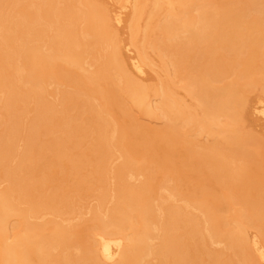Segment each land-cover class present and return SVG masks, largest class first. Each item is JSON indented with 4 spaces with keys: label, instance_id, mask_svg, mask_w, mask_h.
Wrapping results in <instances>:
<instances>
[{
    "label": "bare ground",
    "instance_id": "6f19581e",
    "mask_svg": "<svg viewBox=\"0 0 264 264\" xmlns=\"http://www.w3.org/2000/svg\"><path fill=\"white\" fill-rule=\"evenodd\" d=\"M122 2L109 13L98 0H0V264H261L264 185L239 120L243 80L260 74L264 90V0ZM128 8L133 69L112 24ZM149 48L168 77L155 90L138 77ZM130 101L163 127L139 125ZM256 112L264 118V97ZM174 150L179 160L145 164ZM174 171L188 175L185 190ZM89 190L90 218L44 220L72 216L69 202ZM231 202L241 209L230 213Z\"/></svg>",
    "mask_w": 264,
    "mask_h": 264
},
{
    "label": "rangeland",
    "instance_id": "374dc122",
    "mask_svg": "<svg viewBox=\"0 0 264 264\" xmlns=\"http://www.w3.org/2000/svg\"><path fill=\"white\" fill-rule=\"evenodd\" d=\"M98 1L101 2L104 5V8H107V11L109 13L113 12V11L114 12L119 11L121 6L123 4H125L124 2H122V0H119V1L118 0H98ZM130 5L132 6L131 3H130ZM108 8H109V10H108ZM131 8H128L127 10H125V12L123 11L124 13L122 12V14H123V17H122L123 19L122 20L123 21L121 20L122 21L121 25L118 24L120 22H117V20L115 18H113V19L116 20L115 24H114V20L112 21V24H113L114 30H115V32L117 34L118 40L124 41V42H121V44L123 43L122 44L123 45L122 50L124 49L122 51V55H123V57H124V59L126 61L125 62L126 66L128 68H130V69L132 68V65H131L132 62L131 63L129 62L131 60H129L128 58H130L131 56L128 57V55L130 54L132 56H134V55L137 56V54H136L137 53V51H136L137 47H134L135 45L131 44V41H128L131 38L130 37V35H131L130 31L131 30L129 29L130 28L129 19L131 17V13H132V9ZM145 17H146V15L144 14L143 19L140 21V24H141L140 26L141 27L146 21ZM116 23H117V25H116ZM141 34H142V30L139 31V37H141ZM119 37L121 39H119ZM126 42H130L129 44L133 45V48L131 47V49H132L131 53L132 54L129 53L128 51H126V52L129 53L128 55H126V53L124 52L125 49H126L125 45L128 44ZM148 53L150 55L151 60H150V62L148 64L145 65V71H146L145 74L139 75L138 77L141 78L153 90H155V89L159 88L161 82H167L168 81V77L165 74V72L159 67V65H158V55L154 52V50L149 48ZM260 76H261L260 74H254L251 78L243 80V84H244L243 86L245 88L244 95H245L246 101H248V103L246 102V106H245L246 110L244 108L243 109L244 110L243 113L241 111V113L243 114V118L241 117L242 116L241 115L240 116V120H239V125H240L242 133L250 134L251 136L255 137V139L253 140L251 145H249V147H252V149L255 150V152H254L255 153V160H256V163H257L258 170H259L257 175L261 179H263V182L259 183L260 185L263 183L262 184V186H263L264 185V118H262L261 115L258 114V112L255 113L256 103L259 101L260 97L261 98L264 97V90L262 89V84L259 81L260 80ZM55 88H56L55 84L52 87L49 86V89L51 90V92ZM174 89L180 96L185 98L187 100V102H189V101L192 102V98L187 96L188 94L186 93V91H184V89L180 88L179 84H177V83L174 84ZM48 97H49L50 100L56 101V95H55L54 92H52V94L48 95ZM248 104H250V105H248ZM247 105H248V107H247ZM128 107H129V110L131 111L130 113L134 116V120L137 123H139V125L140 124L141 125L144 124L146 127L148 126V127L153 128V129H158V128H162L163 127L162 126L163 125L162 119L154 117V116H149V115L143 114L141 111H139L137 106L132 101L128 102ZM29 115H28V117H29ZM25 116H26V114H25ZM20 133L22 135L23 134V130ZM197 139L200 142L199 144H205L207 142H211V138L207 137V136H204V135L199 136ZM21 140H22V142H21ZM21 140L17 137V141L16 142L19 143L18 146H22L24 144L23 137L21 138ZM115 155H114L115 159L113 158V160H114L113 163L117 164V163L120 162L119 160H121L119 151H117V152L115 151ZM178 156H180L179 152L177 150H174V151H171V154L169 153L168 155L166 154V155H163V156H160V155L159 156H156V155L155 156H150L148 159H150L152 162L151 161L149 162L148 159H147L145 164L146 165H150L151 163H153V160L160 161V160L166 159L168 157L171 158V159H174V160H179ZM115 164L111 163L109 168H111V165H115ZM153 164L156 165V163H153ZM88 168H89V165L86 166L85 168H83L82 171L84 170L86 172V171H88ZM168 168L170 169V167H168ZM168 168H165L164 171H168L169 170ZM162 173L163 172H159V174H156V175H158V177L156 176L157 178H154L153 181H154V184H155V187H156L157 191L162 193L165 196H168V193L166 191L162 190V188L160 186V182H161L160 178L165 174V172H164V174H162ZM169 175H174V177H176L175 179L177 180V182L182 185L181 187H183V190L186 189L185 186H184L185 182L183 183L182 181L190 180L188 175H185V174H180L179 175V174L176 173V171L169 172ZM54 176L55 175H53V177L50 179L49 184H55L56 183V180H55ZM132 177L133 176L129 177L130 178L129 179L130 182H132V183L136 182V184L141 182V180L143 181L145 179V177L142 174H139V175L138 174H134V177L133 178ZM6 185H7V182L5 180L4 181H3V179L0 180V187H5ZM86 193H88L87 196L84 195L83 197H76V198H73V202H69L74 207V210H75L74 214L72 213V216H71V214H70V216L68 214H60L58 216H55V215H53L51 213H47L46 212V213H44L45 215L47 214L46 216L44 214H42V216L44 215L43 217L46 218V219H44L43 217L41 218V216H40L39 218H37V220L38 221H42L41 219H44V220L55 219L57 221L58 220H60V221L64 220L63 222H67V218L68 217H70L69 219H71V220H73L72 219V217H73L74 220H75L73 223H75V222H78L80 220L79 218L81 217V214H83L82 216L84 217V219L90 218V216H91L90 208L93 207V206H96L98 201H97L96 197L93 196L94 194H96L95 190L94 191L93 190L92 191L89 190ZM174 200L172 198L170 199L171 202H174V203H177V204L180 203L179 205H182V206L186 205L185 202L181 201L180 199H177V200L174 199ZM234 203L235 202H231L232 205H231V207L229 206L230 207V211H231L230 213H234L235 211H238V210L241 209V206H240L239 203H237V202H236L237 204L236 203L234 204ZM110 205H111V202H105V208L109 207ZM188 210L194 212L199 217H202L201 216L202 214L197 209L190 207ZM79 212H80V214H79ZM57 217H61V218H57ZM262 219H263V223H264V217H262ZM204 226H205V224L201 225V227H204ZM254 226H255L254 224H248L247 225V232H248V235H249V237L251 239H254V237L257 238V236L259 235L257 227L256 226L254 227ZM214 243H216V244H214ZM217 243H221V242H213V243H211L210 244L211 248L212 249L216 248L215 250L223 249L224 251L227 252V248H226V245L224 243L223 244H217ZM212 244H213V246H212ZM228 252H230V251H228ZM226 254H227L226 257H229L230 256L229 254H231V253H229V254L226 253ZM235 261H236L235 264H243L237 258L235 259ZM152 262L154 264L156 263L155 260H152ZM258 262H260V261H258ZM262 263L264 264V261H261V264Z\"/></svg>",
    "mask_w": 264,
    "mask_h": 264
}]
</instances>
